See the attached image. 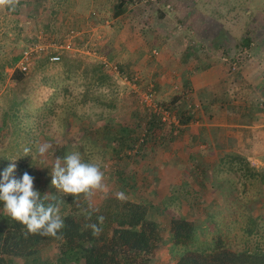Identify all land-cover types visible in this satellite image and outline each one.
<instances>
[{
  "label": "rangeland",
  "instance_id": "1",
  "mask_svg": "<svg viewBox=\"0 0 264 264\" xmlns=\"http://www.w3.org/2000/svg\"><path fill=\"white\" fill-rule=\"evenodd\" d=\"M117 1L20 0L15 11L0 10V159L16 164V179L25 172L34 177L35 190L52 199L55 187L51 167L56 152L65 156L78 151L85 160L100 157L110 194L123 191L137 201L143 197L151 203L149 218L164 229L163 247L152 264L172 263L186 249L211 250L218 240L237 250L264 252V219L260 218L264 210L258 202L253 211H245L251 199L255 203L253 188L245 194L238 185L239 191L231 193L232 182H238L239 174L244 178L246 172L236 176L228 173V186L214 180L217 169L210 173L213 194L206 198L220 201L218 209L212 210L210 204L197 205L195 194H186L191 186H176L171 196L168 183L184 180L166 179L154 169L157 160H167L166 156L180 147L182 139L172 135L175 129L160 127L156 136L137 147L141 153L134 156L135 150L129 157L131 152L123 151L119 158L107 148L106 135H101L106 126H129L136 131L135 137H143L145 113H149L144 98L148 93L153 94V103L158 106L166 105L178 115L185 111L189 102L184 100L178 108L173 102L183 92L175 88L183 83L182 77L176 82L172 76L188 68L196 71L204 57L213 58L212 63H220L234 74L263 72L264 0H133L125 5L121 16L115 17ZM247 38L251 41L249 49L242 44ZM70 40L73 51L61 49ZM38 44L46 47L47 54L35 56L25 81L17 83L13 75L20 60L15 63V59ZM52 55H60L61 61L51 63L48 56ZM237 60L238 69L232 71L231 64ZM99 65L102 73L96 70ZM101 74L108 79L100 82ZM239 74L235 76L237 83ZM126 77L130 81L125 82ZM232 135L242 152L246 148L244 132L239 129ZM159 138H167L163 147ZM45 142L52 145L46 159L36 154V145ZM26 147L34 159L24 156ZM129 165L136 169L134 177L126 171ZM218 166L229 171L223 167L232 165ZM176 216L192 220L199 232L196 242L175 250L170 225ZM57 256L55 244L44 253L52 264Z\"/></svg>",
  "mask_w": 264,
  "mask_h": 264
},
{
  "label": "trees",
  "instance_id": "2",
  "mask_svg": "<svg viewBox=\"0 0 264 264\" xmlns=\"http://www.w3.org/2000/svg\"><path fill=\"white\" fill-rule=\"evenodd\" d=\"M132 1H117L114 6V16H121L125 5ZM242 44L249 49L251 41L247 38ZM20 58L21 56L14 62L17 63ZM96 70L102 73L100 65ZM24 75L20 70H16L13 78L17 83H21L25 81ZM102 79H108V76L101 74L98 80L101 82ZM173 102L178 108L180 98H174ZM160 107L169 109L166 105ZM145 114L147 115L146 133L140 139L139 136H134L136 131L129 126H119V129L106 126L102 129L101 135H106V146L116 158H119L123 151L131 152L127 154L130 157L136 150L134 156H137L141 153L137 147H143L154 135L156 136L155 132L160 127L166 126L156 114L150 112ZM194 117L193 112L189 113L186 110L178 115V120L181 125H187L194 120ZM244 117L247 116L243 114ZM248 119H252V116L250 115ZM166 139L159 138L158 140L164 146ZM55 155L61 159L64 157L62 151L56 152ZM9 165V162L0 159V174ZM230 165L233 169L235 164ZM236 165L239 166L240 172L250 173L248 164L238 161ZM255 175L256 173L253 172L252 176ZM54 192L53 198L49 196L45 204L51 203L59 206L60 215L65 223L62 230L63 238L60 240L41 235L25 237L24 233L27 229L19 222L12 220L3 211L4 205L0 202V264H18L21 260L25 264H52L46 260L44 253L53 244L58 246V256L54 264H152L162 249L164 229L156 220L149 218L150 207L147 203L129 198L127 202L121 203L113 193L107 199L96 198L94 206L99 211L93 212L89 220L81 214V208H87L86 202L80 201L81 207L78 208L71 195L63 196L56 188ZM44 195L46 194L41 197L43 198ZM99 215H103L106 219L101 235L96 237L86 225L96 223ZM170 226L172 249L186 248L196 242L199 229L192 220L185 216H176L171 219ZM166 264H264V252L237 250L218 240L211 250L186 249L178 254L174 262Z\"/></svg>",
  "mask_w": 264,
  "mask_h": 264
},
{
  "label": "crops",
  "instance_id": "3",
  "mask_svg": "<svg viewBox=\"0 0 264 264\" xmlns=\"http://www.w3.org/2000/svg\"><path fill=\"white\" fill-rule=\"evenodd\" d=\"M185 59L189 60L190 58L187 55ZM212 59L204 57V60H199V64H195L196 71L188 68L184 69L182 74L175 73L172 76L176 82L179 80L178 77H182L180 81L183 83L175 88L183 91L179 97L180 103L184 100L189 102L185 111L193 112L195 117L187 125H181L179 122L180 126L177 128L165 126V128L169 127L170 129L171 127L177 130H174L176 133H172V135L175 136L174 139L179 137L182 141L180 147L174 148L170 157L166 156L167 160L163 157L157 160L158 166H155L154 169L163 173L166 179L180 178L184 180L180 184L173 181L168 183L172 190L171 196H173L176 186L180 188L183 185H188L193 189L187 191L186 194L189 195L190 192L195 194L197 205L200 203V206L204 207L210 204L212 210H217L220 206L218 198L217 200L213 198L210 201L206 198L210 193L213 194L209 188L210 173L217 169L218 177L214 180H219L228 186L229 178L226 175L228 173L234 176L239 174V166L236 163L242 161L249 165L250 173H246L244 178L240 174L238 175V182H232L234 187L231 193L235 194L239 191L238 185L243 188L242 191L245 194H248L247 189L253 188V193L255 192L254 194L257 196L255 203L251 199L247 208L245 207V211H253L258 202L260 203L258 207L264 210V75L262 74L264 71L259 73V70H254L247 75L241 74L242 71L240 74H234L220 63H212ZM203 61L208 63L204 64ZM201 64L206 67L201 69ZM187 65L189 64L187 63ZM238 74L241 75L240 88L235 78ZM260 75L263 78L257 81V77ZM258 83H260V87ZM172 112L178 120V114L173 110ZM243 114L248 118L251 115L252 119L243 118ZM249 121L250 123H248ZM239 129L244 132L246 138V148L242 152L234 142L236 136L232 135L234 131L239 133ZM221 163H234L235 165H233V169L223 167L229 170L223 171L221 167L217 168ZM147 170L148 167L146 173ZM126 171H130L132 177L136 175V169L131 165L126 168ZM253 172L256 173L255 176H252ZM177 173H182V175L180 174L178 177ZM213 191L215 192V190ZM141 198L140 201H143ZM166 199L165 196L164 200ZM143 202L147 203L149 207L151 206L149 201ZM260 218L264 219V215L262 214Z\"/></svg>",
  "mask_w": 264,
  "mask_h": 264
},
{
  "label": "clouds",
  "instance_id": "4",
  "mask_svg": "<svg viewBox=\"0 0 264 264\" xmlns=\"http://www.w3.org/2000/svg\"><path fill=\"white\" fill-rule=\"evenodd\" d=\"M20 5V0H0V10L15 11ZM52 148L50 143H40L36 145V154L41 158L47 157ZM32 156L30 148L24 149V156ZM16 159L12 160L15 161ZM51 184L58 193L63 196L71 195L81 207L80 201L87 204V208H81V214L87 219H91L93 212L99 209L94 206L96 198L107 199L110 194V186L104 171V164L100 157L85 160L78 151L66 154L62 159L57 157L51 167ZM16 164L11 163L0 176V202H3V211L12 220L19 222L27 231L28 235H41L62 239V230L65 227L64 219L60 215L58 205L45 204L49 200V195L41 194L34 188V177L25 172L22 178L16 179L13 173ZM116 198L125 203L128 197L123 191L115 193ZM103 215L97 216L96 223H90L86 227L91 229L93 236L99 237L103 231L105 222Z\"/></svg>",
  "mask_w": 264,
  "mask_h": 264
},
{
  "label": "built area",
  "instance_id": "5",
  "mask_svg": "<svg viewBox=\"0 0 264 264\" xmlns=\"http://www.w3.org/2000/svg\"><path fill=\"white\" fill-rule=\"evenodd\" d=\"M72 38H74V36H71V39ZM61 49H65L66 51H73V46H72L71 40L68 41L64 45V47L61 46ZM43 54H47L46 47L41 45V44L34 45L33 47L29 48L28 50H25L21 54V58H20V61L17 65V68L21 72H23L24 74L27 73L30 70V68L32 67L33 58L37 55H43ZM48 58H49V61L51 63H58L61 61L60 55H52V56H48ZM224 60L228 61L229 58H225ZM238 63H239L238 60L235 62H232L231 67H230L232 71H237ZM124 79H125V82H127L129 80L127 77ZM152 99H153L152 93H148L144 98V103L147 104L146 108L149 110L150 113L156 114L157 116H159L165 125L175 126V128L180 126L179 121L176 118V115H174V113L171 110L164 109V108L158 106L157 104H154ZM175 131H177V130H175ZM175 133L176 132H174V134Z\"/></svg>",
  "mask_w": 264,
  "mask_h": 264
}]
</instances>
